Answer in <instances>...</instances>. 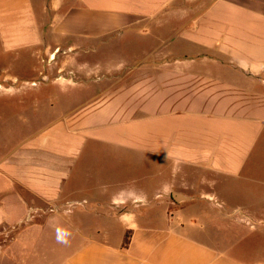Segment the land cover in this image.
I'll list each match as a JSON object with an SVG mask.
<instances>
[{
	"label": "crops",
	"instance_id": "1",
	"mask_svg": "<svg viewBox=\"0 0 264 264\" xmlns=\"http://www.w3.org/2000/svg\"><path fill=\"white\" fill-rule=\"evenodd\" d=\"M57 47L71 61L120 49L121 62L99 63L98 85L132 78L2 151L6 257L264 264V0H0L1 73L11 57L48 53L52 75ZM90 151L127 164L98 166L95 187L70 191ZM221 221L236 238L226 249L200 235ZM252 236L256 254L233 253Z\"/></svg>",
	"mask_w": 264,
	"mask_h": 264
},
{
	"label": "rangeland",
	"instance_id": "2",
	"mask_svg": "<svg viewBox=\"0 0 264 264\" xmlns=\"http://www.w3.org/2000/svg\"><path fill=\"white\" fill-rule=\"evenodd\" d=\"M134 45L127 43L126 50H130ZM52 51H54L52 52V75L49 74L50 57L48 53L43 58L40 55L33 56L29 53L18 59L11 57L6 61L10 73L0 72V160L2 151L15 149L13 144L16 140L18 142L22 135H29L44 128L49 124V120L65 115L67 110L86 102L92 94L97 92V88L111 86L114 83H126L132 78L128 75H107L104 76L106 79L102 81L101 86L98 85L100 82L98 73L102 71L98 68L99 63L106 64L108 67L121 62L120 49L109 48L98 52V48L95 47L88 52H80L82 59L73 61L67 58L72 53L66 54L58 47L52 48ZM51 101L52 107H50ZM8 144L13 146L11 145L10 148ZM84 160L69 185L70 191L80 189L83 184L95 187L98 166H125L127 164L126 159L116 161L107 154L91 151L86 153ZM144 174V170L139 171L138 178ZM240 221L246 225L255 224L252 220ZM93 222L98 223L96 220ZM225 225L230 227L231 223L216 222L215 227L218 230L210 228L206 235L204 233L200 235L210 244L226 249L229 243L235 241L236 238L233 232L228 234L229 236L225 234ZM9 231L8 228L0 229L1 233H5H0V264H16L6 257L4 251L7 248L6 245L15 237V233L7 234ZM221 234L226 238L228 236V243L219 244L217 238L221 237ZM258 242L259 238L256 236L249 237L243 245L236 246L233 253L252 257L258 251ZM50 253L52 254V251L47 250L42 252V256L50 255ZM45 260L42 258L40 262L44 263L41 264H50V258H45Z\"/></svg>",
	"mask_w": 264,
	"mask_h": 264
},
{
	"label": "water",
	"instance_id": "3",
	"mask_svg": "<svg viewBox=\"0 0 264 264\" xmlns=\"http://www.w3.org/2000/svg\"><path fill=\"white\" fill-rule=\"evenodd\" d=\"M175 198L180 201L182 199V197L180 195H175Z\"/></svg>",
	"mask_w": 264,
	"mask_h": 264
},
{
	"label": "trees",
	"instance_id": "4",
	"mask_svg": "<svg viewBox=\"0 0 264 264\" xmlns=\"http://www.w3.org/2000/svg\"><path fill=\"white\" fill-rule=\"evenodd\" d=\"M128 243V238H126V244Z\"/></svg>",
	"mask_w": 264,
	"mask_h": 264
}]
</instances>
